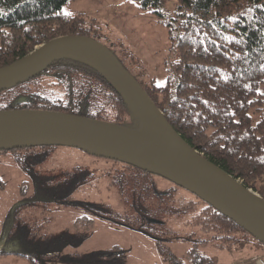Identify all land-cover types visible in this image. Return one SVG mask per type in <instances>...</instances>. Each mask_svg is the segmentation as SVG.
Masks as SVG:
<instances>
[{"label": "trees", "instance_id": "obj_1", "mask_svg": "<svg viewBox=\"0 0 264 264\" xmlns=\"http://www.w3.org/2000/svg\"><path fill=\"white\" fill-rule=\"evenodd\" d=\"M68 1L0 0V67L56 37L88 35L100 40L99 34L93 36L92 27L85 25L82 13L63 12ZM138 1L169 27L170 37L176 38L178 59L169 65L164 82L155 81V77L141 81L133 75L193 148L264 198V0H177L182 8L178 14L183 17L175 28L164 18L166 0ZM30 79L49 80L48 87L60 94L50 98L34 91L0 109L57 110L125 126L133 116L139 117L105 74L81 54L59 56L25 80ZM8 90L0 91V97H5ZM57 146L62 145L0 144V157L12 156L30 176L22 181V198H27L33 187V197L9 211L12 213L8 217H15L17 225L11 240L24 241V227L19 225L28 213L24 208L37 202L74 200L73 192L100 188L102 178L107 177L106 187L123 189L129 216L142 215L153 221V206L161 204L170 212L187 213L185 225L192 228L190 234H200L192 238L194 242L185 257L175 261L177 264H217L206 251L208 246L264 258V241L230 215L173 180L168 179L172 183L163 187L156 176L165 177L123 158L87 147L82 152L88 158L63 163L58 171L54 167L52 174H47L43 166ZM95 225L90 215H80L72 223L80 239L88 236ZM0 252L12 251L1 245ZM95 253H101L107 262L124 260L119 245ZM29 260L32 264L56 263L42 257Z\"/></svg>", "mask_w": 264, "mask_h": 264}, {"label": "rangeland", "instance_id": "obj_2", "mask_svg": "<svg viewBox=\"0 0 264 264\" xmlns=\"http://www.w3.org/2000/svg\"><path fill=\"white\" fill-rule=\"evenodd\" d=\"M180 11L182 8L178 7L177 0H166L164 18L172 21L173 28L183 17L178 14ZM63 12L82 13L85 25L93 29L92 35L97 32L99 39L141 81L155 77V81L164 82L169 65L178 59L176 38L170 37L169 27L152 9L141 7L138 0H69L64 4ZM48 85L49 80L45 79L22 81L10 87L5 97H0V106L14 103L19 98L23 100L34 91L50 98L60 94ZM126 125L141 133L148 130L140 117L133 116ZM83 158L88 156L80 148L57 146L43 168L47 174H52L54 167V171H58L63 163L73 164ZM25 178L30 176L12 156L0 157V244L12 251L0 252V264H32L29 257L36 260L42 257L48 262L56 261L55 264H177L175 261L183 259L194 242L192 238L200 234H190L192 228L185 225L187 213L170 212L163 204L153 206V221L142 215L129 216L130 212L124 207L123 189L106 187L105 177L100 188L87 187L73 192L74 200L37 202L24 208H28V213L23 217L22 225L19 223L24 227V241L11 240L17 225L15 217H8L12 213L9 211L15 204L33 197L32 187L28 197L22 198L20 189ZM156 179L163 187L172 183L159 176ZM80 215H90L96 220L92 232L83 239L75 235L72 227ZM115 245L124 251L121 262H107L101 253L94 254L95 251H111ZM207 248L217 264H256L261 260L253 253H228L213 246ZM44 249L49 250L48 253H44Z\"/></svg>", "mask_w": 264, "mask_h": 264}, {"label": "water", "instance_id": "obj_3", "mask_svg": "<svg viewBox=\"0 0 264 264\" xmlns=\"http://www.w3.org/2000/svg\"><path fill=\"white\" fill-rule=\"evenodd\" d=\"M67 53L92 61L146 124L147 132L64 111L8 108L0 109V142L92 147L123 158L184 186L264 241V198L193 148L104 42L88 35H64L42 43L18 61L0 67V91Z\"/></svg>", "mask_w": 264, "mask_h": 264}, {"label": "crops", "instance_id": "obj_4", "mask_svg": "<svg viewBox=\"0 0 264 264\" xmlns=\"http://www.w3.org/2000/svg\"><path fill=\"white\" fill-rule=\"evenodd\" d=\"M256 257H258V256H256ZM261 260H259L258 262H256V264H262V262H264V258H260ZM252 262H253V259L251 260ZM260 261H262V262H260ZM233 262V261H232ZM232 264V263H231ZM253 264H255V263H253ZM264 264V263H263Z\"/></svg>", "mask_w": 264, "mask_h": 264}, {"label": "built area", "instance_id": "obj_5", "mask_svg": "<svg viewBox=\"0 0 264 264\" xmlns=\"http://www.w3.org/2000/svg\"><path fill=\"white\" fill-rule=\"evenodd\" d=\"M238 264V263H237Z\"/></svg>", "mask_w": 264, "mask_h": 264}]
</instances>
